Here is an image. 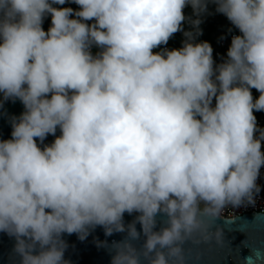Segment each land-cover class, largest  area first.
<instances>
[{"label":"clouds","instance_id":"clouds-1","mask_svg":"<svg viewBox=\"0 0 264 264\" xmlns=\"http://www.w3.org/2000/svg\"><path fill=\"white\" fill-rule=\"evenodd\" d=\"M66 2L0 0V93L25 109L0 139V232L15 237L20 264H70L63 234L83 240L97 226L127 232L111 264H184L186 241L223 242L213 222L261 191L264 0H211L241 33L216 67L211 44L191 32L181 48L154 52L183 30L185 7L199 17L209 0L53 7ZM125 213L138 215L125 225ZM243 244L241 264H264V241Z\"/></svg>","mask_w":264,"mask_h":264},{"label":"water","instance_id":"water-1","mask_svg":"<svg viewBox=\"0 0 264 264\" xmlns=\"http://www.w3.org/2000/svg\"><path fill=\"white\" fill-rule=\"evenodd\" d=\"M24 105L19 99H8L2 102L0 106V139L7 140L11 138V122L13 118H18L24 111ZM61 135L57 128L56 136ZM55 136L48 135L40 147L51 144ZM260 214V215H259ZM138 213L129 215L124 214L125 225L131 223ZM234 223H225V218L233 217L222 216L213 222L210 231H216L217 228L223 230V242L217 243L215 234H212V240L204 242L200 233L194 234L192 240L186 241L184 248V264H241L240 258L250 254V250L244 247L243 242L248 246H257L264 241V212L251 211L234 216ZM156 230L163 227L162 221L166 219L163 215L157 216ZM208 220L209 218H203ZM140 231L141 226L136 224ZM127 232L114 233L112 236H105L103 227L97 226L90 229L85 239L81 240L78 234H63L62 239L66 242L67 248L64 258L70 261V264H111V244L113 241H122L126 238ZM144 236L141 234L134 245L139 249ZM197 241H200L197 243ZM106 242V245H105ZM15 237L9 236L6 232H0V264H20V257L15 253ZM146 264V262H144Z\"/></svg>","mask_w":264,"mask_h":264},{"label":"built area","instance_id":"built-area-1","mask_svg":"<svg viewBox=\"0 0 264 264\" xmlns=\"http://www.w3.org/2000/svg\"><path fill=\"white\" fill-rule=\"evenodd\" d=\"M50 17H51L50 14H46L44 19H43V24L48 22ZM216 18H220L221 22L218 25L219 31H220V36L217 39L216 45L214 46V49H213L214 67L225 62L228 59L227 51L231 45L232 37L235 35H241L239 30L234 25L231 24V22L227 19L226 16H224L221 13H218L216 11V7L208 8L207 11L201 13L199 17H197V16L192 17L191 21H194L196 19H199L201 21V23L198 26V29L196 27H194L192 22H190L189 24H183L182 25L183 30H186L187 32L193 33L192 42L194 43L197 40L198 36L200 35V34H197V32L199 30V33H200L201 24L203 22H207L209 20H214ZM187 39H188L187 37H185L183 39L181 46H183L184 42ZM165 48H167L169 50L174 49L172 47V45L168 42L167 45H161L160 47L154 49V52H161ZM100 51H101V49L97 48L94 45L91 48V52L94 56ZM0 101H2V102L7 101V100H4L2 93H0ZM214 105H215V99L213 100V106ZM256 119H257L258 127L261 129H264V115H261ZM256 135L259 136V132H257ZM262 151H264V141H262ZM257 184L261 187V191L255 197V200H256L255 205H249L245 201V203L238 208H232L231 206H229L228 208H226L224 210L223 216L233 217V216H236V215H239L242 213H246V212H251L254 210L259 211V212H264V166H262L260 169V176L257 180Z\"/></svg>","mask_w":264,"mask_h":264},{"label":"trees","instance_id":"trees-1","mask_svg":"<svg viewBox=\"0 0 264 264\" xmlns=\"http://www.w3.org/2000/svg\"><path fill=\"white\" fill-rule=\"evenodd\" d=\"M53 7H70L74 10H79V6L75 3H72L71 0H67V2L64 5H53ZM211 7H217L215 3H212L211 0H209L207 4V9ZM184 15L186 17L185 21L183 24H189L192 20V17L196 16L193 12V9L191 5L185 7ZM75 18V17H73ZM93 21H88L87 23H92ZM221 22L220 18H216L214 20H209L207 22H203L200 26V35L198 36L197 40L194 43H200L207 41L208 43L211 44L212 48L214 49V46L216 45L217 39L220 36V31H219V23ZM43 29L47 31L51 27V17L48 20V22L44 23L42 25ZM187 32L186 30L178 31L175 33L170 39L169 43L172 45L174 49H179L181 48V43L183 39L186 37L184 33ZM252 95L254 100L259 97L260 93L256 89H251ZM254 115L256 118H258L261 115H264V112H254Z\"/></svg>","mask_w":264,"mask_h":264}]
</instances>
